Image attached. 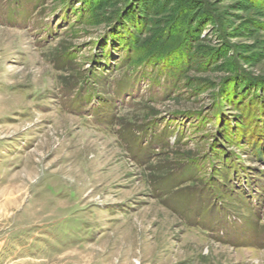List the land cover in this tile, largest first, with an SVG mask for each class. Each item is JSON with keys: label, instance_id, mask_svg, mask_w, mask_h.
Wrapping results in <instances>:
<instances>
[{"label": "rangeland", "instance_id": "obj_1", "mask_svg": "<svg viewBox=\"0 0 264 264\" xmlns=\"http://www.w3.org/2000/svg\"><path fill=\"white\" fill-rule=\"evenodd\" d=\"M0 264H264V0H0Z\"/></svg>", "mask_w": 264, "mask_h": 264}]
</instances>
